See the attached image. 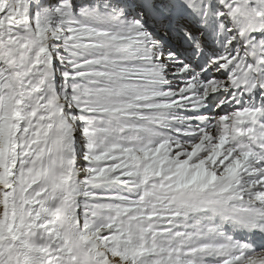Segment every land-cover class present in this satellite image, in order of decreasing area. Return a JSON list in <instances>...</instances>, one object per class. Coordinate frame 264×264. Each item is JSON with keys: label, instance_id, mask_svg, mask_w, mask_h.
I'll return each mask as SVG.
<instances>
[{"label": "snow or ice", "instance_id": "6c2138e0", "mask_svg": "<svg viewBox=\"0 0 264 264\" xmlns=\"http://www.w3.org/2000/svg\"><path fill=\"white\" fill-rule=\"evenodd\" d=\"M0 264H264V0H0Z\"/></svg>", "mask_w": 264, "mask_h": 264}]
</instances>
